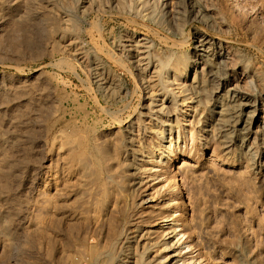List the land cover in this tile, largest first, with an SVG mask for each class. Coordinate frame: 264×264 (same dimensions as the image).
<instances>
[{"label":"rangeland","instance_id":"obj_1","mask_svg":"<svg viewBox=\"0 0 264 264\" xmlns=\"http://www.w3.org/2000/svg\"><path fill=\"white\" fill-rule=\"evenodd\" d=\"M137 1L0 0V264H73L78 256L88 260L83 253L92 246L101 251L98 264L110 263L114 226L121 222H117L120 201L131 207L122 221L125 228H150L154 240L162 238L160 218L169 212L163 203L145 199L135 206L148 190L146 185L131 200L125 195L130 190L129 180L141 173L134 177L127 174L123 182L126 192H117L105 208L96 201L101 199L99 190L92 185L81 187L79 176L73 180L69 197L61 189V180L59 189L50 184L53 162L57 168L63 165L59 155L51 156L52 142L67 133L72 140L85 139L90 148L97 145L106 165L112 163L120 171L126 128L141 112L148 111L144 107L148 98L136 68L149 65V76L160 84L171 54L177 61L197 60L198 38L205 36L228 55L225 73L229 82L222 91L234 88L238 98L252 101L264 122V0H194L202 18L194 15L187 0H156L147 17L121 12L135 8ZM99 7H104L105 15L94 10ZM62 16L70 19L69 24L81 23L84 31L75 37L72 29L61 25ZM63 35L69 43L79 38V48H83L79 52L86 53L88 70L66 53L63 46L68 43L60 40ZM121 47L126 58L120 57ZM127 58L139 60V66ZM194 76L193 71L182 82L203 102L194 127L202 144H181L157 170L166 180L178 177L180 181L182 195L175 199L184 205L177 202L170 209L175 212L178 229L186 235L185 243L191 245L182 256L203 264H264V156L253 171L237 160L235 147L229 152L224 149L219 135L210 131L214 124L211 111L221 89L216 90L217 81L205 78L199 94L193 88ZM168 106L165 116L172 126L183 130L186 123L178 122L176 112ZM150 117L144 115L146 122L141 124L147 149L156 143V135L147 126ZM60 129L65 130L64 135ZM259 129L256 125L259 138L250 144L264 147V131ZM79 140L72 143L77 146ZM126 147L128 158L145 163V154ZM164 193L161 199L169 197ZM51 197L59 199L58 209L50 204ZM180 206H185L183 216ZM63 207L69 209L68 215L76 216L77 224L80 222L71 239H66L64 222L69 219L57 214ZM58 236L65 239L66 254H55L53 243Z\"/></svg>","mask_w":264,"mask_h":264},{"label":"bare ground","instance_id":"obj_2","mask_svg":"<svg viewBox=\"0 0 264 264\" xmlns=\"http://www.w3.org/2000/svg\"><path fill=\"white\" fill-rule=\"evenodd\" d=\"M154 1L156 0H138L136 2L135 8L130 7L121 12L130 15L132 17L133 16L139 17L142 14L147 17L150 15L147 12V10L148 8H150V5ZM232 1L235 2L236 0H232ZM187 2L191 4L190 6L194 10L193 12L194 15L202 18L201 14L197 10L198 7L196 6L195 1L187 0ZM94 10H96L102 16L105 15L104 13H106L104 7H99L98 9H94ZM68 19L69 18L66 19V17L62 16L60 21L61 25L64 26L66 29L67 28L72 29L75 37L79 36L80 33L84 31L81 26V23L69 24L70 19L69 20ZM60 38H61L60 40H63L62 41L63 43L64 42L68 43L67 45L63 46L66 49V53L68 52V54H71L74 57L75 62H78L80 68H83L84 71L88 70L89 66L87 63L86 53L79 52L83 49V48L82 49L79 48V44H80L78 42L79 38H77L78 40L75 41V43L73 41L69 43V39L65 40L64 35L61 36ZM137 43L140 42L137 41ZM212 45L211 42L208 40V38H206L205 36H200L198 38V46H197L198 58L193 62H190L188 60L179 61L180 58H178L179 60L177 61L176 56L175 59L171 54L172 57L165 62L164 68L167 71L166 72L164 71L165 73H163L161 77L162 80L160 84L157 81H153V78L149 76L148 72L151 69L149 65L148 66L147 64L144 65L146 66V68L143 69H141V67L136 68L138 72L137 73L138 79L141 82L142 88L144 89V92H146L148 98L147 104L144 106L147 108L148 111L146 112V114L141 112L140 115L135 119H133V122L129 123L128 127L126 128L127 133L123 141L122 158L120 161V165L118 166L120 167V171H116L118 169H116L117 167L114 168L115 166H113L112 163H108L106 165L107 160L105 161L104 157L101 156L102 152H100L98 147H96L97 145H93L95 147L90 148L89 146L90 144H88V141L85 142L86 140L83 138L81 139L85 141L79 140V138H77L79 140L77 146L72 143L75 142V140L77 139L72 140L68 133L67 136L65 137L63 136V138L60 135V137L62 138V139L59 138L60 140L56 141V138H54V140L52 139L53 142L50 150V153L52 154L51 156L57 157L59 155L58 159L61 158V160L63 161L62 162L63 165L60 168H57V166L53 162L52 167L50 169L51 172L50 177H52L53 179L52 180L53 182L50 184H52L53 187L55 186V188H53L54 190L59 189L57 188L58 187L57 183L59 180H61L63 185V188L61 189L63 191H66L65 195H67L69 189L71 190V186L72 187L74 186L73 180L76 178V176H79L81 177L80 178L81 182L77 181V183L80 182L81 187L92 185L99 190L101 199L96 201L99 202L98 205L102 204L103 207L105 208V203L106 206L113 203L112 198L116 197L117 192L118 193L120 191H123L124 193L126 192V189L123 187V182L127 180L126 178L127 174L130 175L131 177H134L136 173H141V175L139 177H136V179L129 178L130 190L126 192L125 195L128 194L127 196H129L131 200L132 196L138 191V189L141 186L146 185L148 187V190L144 192L143 196H141L140 198L141 203L140 204L136 203L135 206H140L143 202H145V199L150 201L157 200L163 203L164 208L168 209L169 211L168 214H165L163 216L161 215L162 217L160 218L161 222L159 223V230H163L162 238L160 240H154L151 237L152 230L150 228L147 229V228H142L141 226H137L133 229L130 228L128 229L125 228L126 227L125 225L123 226L122 224L123 218L126 219V216L130 211L129 209H131V207L129 204L125 205L124 203L123 205V202L120 201L118 205L119 210L117 212L119 215L118 217L119 220L117 222L119 221L121 222H119V224H115L114 226V230L112 234V242H111L112 251L110 255V260L108 259L110 263L108 264H203L201 260L195 259L194 257L182 256V252L184 250L190 249L191 245L185 243L184 238L186 235L184 232H182V230L178 229L179 228L178 221L176 222L173 219V217L175 216L173 213L175 212H173L172 209H170L175 203L177 204V202L180 201L178 198L179 201L176 202L177 199H175L176 198L175 196L182 195V188L180 186L179 178L172 177L173 179L172 178H171L172 180L168 179L169 180L168 181L166 180V178H162V174H158L159 171L157 172V170H159L158 165H163L168 158L172 157V155L176 151H178L181 144L192 143L193 145L195 144V142L202 144L203 139L200 137V135L198 137L195 135L194 127L197 118L199 116V107L203 105V102L202 99L197 98L195 94L192 93V88L190 86H185L184 82H182L183 78H186L187 76L192 74L193 71L195 74L192 82V84L194 85L193 88H197L199 94H201L202 92L201 87L205 85V80H204L205 78L207 79L209 78L212 81H217L218 84L215 88L216 90L221 89L219 95L216 96L215 98L213 109L211 111L212 112L211 117L213 118L214 124L213 126H210L211 127L210 131H213L215 134L217 133L219 135V138L221 139V143L224 149L227 150V152H229L233 147H235L237 150L236 152L238 154L237 160H240L241 162H246L249 168H251V170L253 171L256 169V165L258 164V162H260L262 157L264 156V147H261L263 145L260 146L255 143L250 144L251 140H255L259 138V134L258 136L256 134L257 131L256 132L254 131L255 126L257 125L258 129L261 128L259 130L262 132L264 131V126H263L264 122H261L259 117V112L258 110H256V107L252 103V101H250L247 98L244 99L238 98L237 92L235 91L234 88H230L229 90L223 89L222 91V87H224L225 84L229 82L228 77L225 73L228 55L226 54L224 49L221 48L222 46L216 47ZM125 53L126 52L123 47L119 48V54L121 55L120 56L121 58L125 57L124 56ZM137 58H139V54L137 55ZM128 60L130 61L131 64L137 67L139 66V62H140L139 60H136V62L134 61L132 62L130 59ZM168 104L171 105V107L176 112L178 122L181 120L182 123H186V127L183 126V130H180L179 128L172 126L171 119L165 116L164 113L170 110ZM183 109L184 111L183 113H181ZM144 115L151 116L150 117L151 124L147 126H151L149 127L150 131L156 135V143L150 149H147L145 146L144 137H143L144 134L142 132L143 127L141 126V124L143 125V123L146 122V120L143 119ZM153 117L156 120L154 124L152 123V121H154ZM205 121H207V119ZM260 123H262L263 125L261 126ZM166 124L169 125L166 126ZM64 131L65 130L62 129L60 133L63 132L62 135H64ZM72 135H74V133ZM73 137L74 136H72V138ZM125 140L127 144H125L126 143ZM126 145L127 146L129 145L130 147H132V149L134 148L133 151L136 149L139 150L134 152H139V153L142 152L143 154H145L146 155L145 163L137 164L138 163L137 161L128 158V154L130 153V151L128 150ZM88 153L90 154V156H87ZM105 155H109V154H105ZM54 158L55 157H53V159ZM58 162L59 160L57 161V163ZM131 168L134 170L133 173L130 172ZM56 175H58V177H56ZM156 182H158V184L153 185ZM72 190L71 193H73ZM81 190L84 189L81 188ZM81 190L79 189V192ZM162 192H165L164 194L166 193L169 194V197L166 199H161L160 195H162ZM96 193L98 192L96 191ZM71 195L74 196V194ZM53 196L54 195H52V197ZM67 196L69 197L70 194H68ZM96 196L94 195V197ZM56 197L57 196H54V198ZM51 198L49 199L51 200ZM51 201L52 203L50 204L53 205L54 209L56 208L58 209L60 207L61 204H58L59 199L58 201L56 199H53ZM63 201L64 203L67 202L65 200ZM96 201L94 200V202L92 203H94L95 205L97 204ZM64 203H62L63 206H65ZM176 204L173 207H175ZM58 205L59 207H57ZM66 205L68 204L66 203ZM98 205H96V207ZM181 205H184V202ZM103 207L98 206V208H103ZM184 207L185 206L179 207L181 208L180 210L181 216H183L184 214ZM54 209L52 211H54ZM66 210L65 208L64 210H59L57 214H59V216H61L63 219L64 218L69 219L67 222L66 220L64 222L67 223L66 224L67 231L65 230L67 236L66 239H71L72 238L71 235L73 234V232L75 230L80 229L78 225L80 224V222L78 221L77 224L75 222V220H77V218H75L76 216L73 215L71 217V214L68 215ZM173 210L176 211V209ZM52 213L54 212H51V214ZM56 216L54 215V218ZM112 222L113 221H111V224ZM127 224L128 222L126 223V225ZM84 225H88V224L85 223ZM54 240H56L53 243L54 248L56 250L55 254L57 255L63 254V252L66 250L65 247L66 245L64 244L65 239L62 238L60 239V236H58ZM85 251L83 255L89 257V259L86 260L87 264H98L99 256H101L100 253L101 251L99 250V248L92 246L90 247V249L88 250L86 249ZM140 251H142V253H139ZM83 258H85V256L84 257L82 256L80 258L82 262H84V260H82Z\"/></svg>","mask_w":264,"mask_h":264},{"label":"built area","instance_id":"obj_3","mask_svg":"<svg viewBox=\"0 0 264 264\" xmlns=\"http://www.w3.org/2000/svg\"><path fill=\"white\" fill-rule=\"evenodd\" d=\"M87 264V262L86 261H84V262H82L81 260H80V258H79V256H78V258L75 260V262L73 263V264Z\"/></svg>","mask_w":264,"mask_h":264}]
</instances>
